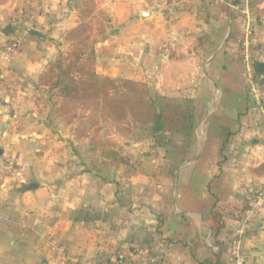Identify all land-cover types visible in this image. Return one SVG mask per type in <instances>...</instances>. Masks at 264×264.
Here are the masks:
<instances>
[{
  "label": "crops",
  "instance_id": "crops-1",
  "mask_svg": "<svg viewBox=\"0 0 264 264\" xmlns=\"http://www.w3.org/2000/svg\"><path fill=\"white\" fill-rule=\"evenodd\" d=\"M34 1L0 2V264H114L119 253L138 264L140 250L158 264H236L235 240L244 264H264V199L243 232L238 217L264 185V98L252 99L240 72L234 2L96 0L106 19L97 72L195 108L188 141L155 131L112 167L39 99L80 13L73 0Z\"/></svg>",
  "mask_w": 264,
  "mask_h": 264
},
{
  "label": "trees",
  "instance_id": "trees-1",
  "mask_svg": "<svg viewBox=\"0 0 264 264\" xmlns=\"http://www.w3.org/2000/svg\"><path fill=\"white\" fill-rule=\"evenodd\" d=\"M5 1L0 0L1 3ZM19 13L26 17L28 11ZM86 30H90V27L81 23L66 32L64 37L70 49L60 52L42 74L41 83L49 89L51 99L54 91H57L55 95L64 101L63 109L73 104L99 112L103 118L117 125V131L129 132L131 126H142L148 127L151 134L163 131L190 138L195 128L193 102L188 98L161 95L142 81L99 74L95 41L93 45L89 44L90 38L84 34ZM91 141L92 157L98 151L102 158V162L94 159L96 163L102 164L103 158L113 166L123 162L120 160L122 149H116L113 141L96 140L94 137Z\"/></svg>",
  "mask_w": 264,
  "mask_h": 264
},
{
  "label": "rangeland",
  "instance_id": "rangeland-1",
  "mask_svg": "<svg viewBox=\"0 0 264 264\" xmlns=\"http://www.w3.org/2000/svg\"><path fill=\"white\" fill-rule=\"evenodd\" d=\"M232 1L234 2L233 9L237 13L236 18L239 21L238 33L236 32L235 39L237 56L239 58L240 72L249 95L253 100L259 101L258 98H264V76L256 67L257 62L264 63V0ZM32 2L35 1L23 0L24 5H29ZM73 3L74 8L78 9L80 13L79 22L76 26L82 23L84 24V26L90 27V30H86L84 34L85 37L90 38L89 44L93 45L94 41H96V31L100 32V30L102 29V23H104V21L106 20L105 14L97 9L96 0H73ZM23 29L24 25H21L20 30ZM69 30L70 29L66 30L63 34V46L60 49L61 52H67L71 47L70 44L65 41L64 37L66 32H68ZM59 53L57 54L56 58L58 57ZM248 69H250L251 77L249 76ZM41 76L39 77V84L44 90V96H40L39 99L43 98L48 100L53 108L52 115H56L61 119L62 127L65 128V134L70 132L75 135L78 148L86 147V145L88 144V148L90 150L93 147L91 141L93 137L96 138V140H111L116 144V149H122L120 160L126 161L127 159H131L128 153L131 149L130 143L134 144V142H142L147 138L154 137V134H151L148 127L142 126H134L133 128H131V126L129 132L117 131V125L113 123L112 120L105 119L99 112L86 109L82 106L67 104L68 107H65L63 109L62 106L64 101L61 97L55 95L57 91H54L53 100L51 99L48 92L49 89L41 83ZM252 85L255 86L258 92V98L252 91ZM67 123H72L73 125L68 128ZM57 126L58 125L54 124L53 130H56ZM162 134L172 137L173 135H178L169 134L167 132H163ZM114 136L123 138V140H125V143H118L117 140L113 139ZM182 138L184 141L189 140V138ZM97 156L98 157H96V160H102L98 151ZM112 167L117 166L112 165Z\"/></svg>",
  "mask_w": 264,
  "mask_h": 264
},
{
  "label": "built area",
  "instance_id": "built-area-1",
  "mask_svg": "<svg viewBox=\"0 0 264 264\" xmlns=\"http://www.w3.org/2000/svg\"><path fill=\"white\" fill-rule=\"evenodd\" d=\"M171 16H173V11H170ZM20 45V38L16 37L13 39V41L7 46V52L11 53L19 48ZM249 76L250 69H248ZM252 84V81H251ZM252 91L255 93V95L258 96V92L254 85H252ZM259 100V99H258ZM263 118H264V111H263ZM10 167L13 166L12 161L9 162ZM264 199V185L261 187L257 192L253 195V197L250 200V207L245 212L239 214V222H240V232H243L246 228L247 224L250 223L253 220V217L255 214L259 211V207ZM140 253L144 256L142 261L138 264H158V255L152 254L147 250H140ZM233 258L235 260L236 264H244V256L241 252V246L240 241L235 240L234 242V248H233ZM86 262V261H85ZM114 264H130L127 261V258L124 253H119L114 261Z\"/></svg>",
  "mask_w": 264,
  "mask_h": 264
},
{
  "label": "water",
  "instance_id": "water-1",
  "mask_svg": "<svg viewBox=\"0 0 264 264\" xmlns=\"http://www.w3.org/2000/svg\"><path fill=\"white\" fill-rule=\"evenodd\" d=\"M13 28L12 26L8 25L6 26L5 28H2L1 31L5 34V35H9L11 32H12ZM38 32L33 30L31 31V34H37ZM264 67V63L263 62H259L257 63V68L258 69H262ZM39 187V184L38 182H33L31 185H30V189L31 190H35L36 188ZM41 264H49L47 261H42Z\"/></svg>",
  "mask_w": 264,
  "mask_h": 264
}]
</instances>
